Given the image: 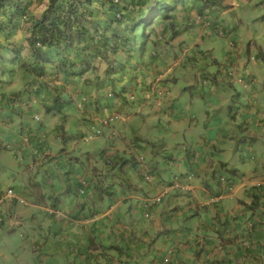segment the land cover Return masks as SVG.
Instances as JSON below:
<instances>
[{"label":"crops","instance_id":"0c3cea01","mask_svg":"<svg viewBox=\"0 0 264 264\" xmlns=\"http://www.w3.org/2000/svg\"><path fill=\"white\" fill-rule=\"evenodd\" d=\"M210 1L178 3L155 32V47L144 53L149 62L131 61L134 79L129 73L115 91L92 93L91 104L75 114L55 112L51 100L32 101L19 92L20 82L0 86V136L10 129L23 169L0 172L15 193L0 205V264L11 256L21 264L26 255L37 264H264V112L258 103L264 75L251 67L263 71L264 56L249 48L244 59L212 18L213 32L222 31L229 50L222 62L215 58L204 40L213 35L203 23L212 16ZM157 86L170 92L158 106ZM107 116L116 136L107 131L84 140L87 119ZM80 142L93 144L84 166L76 165L82 163L76 156L63 157L68 146L79 155L91 151ZM189 174L191 191L172 188L160 203L145 205ZM5 192L0 188V196ZM220 193L219 203L209 204ZM16 233L32 239L33 250L15 251Z\"/></svg>","mask_w":264,"mask_h":264},{"label":"trees","instance_id":"16d2710c","mask_svg":"<svg viewBox=\"0 0 264 264\" xmlns=\"http://www.w3.org/2000/svg\"><path fill=\"white\" fill-rule=\"evenodd\" d=\"M183 1L0 0V86L20 82L19 92L51 100L58 113L84 110L92 93L134 79L131 61L155 47V32ZM37 2L44 6L34 13Z\"/></svg>","mask_w":264,"mask_h":264},{"label":"rangeland","instance_id":"374dc122","mask_svg":"<svg viewBox=\"0 0 264 264\" xmlns=\"http://www.w3.org/2000/svg\"><path fill=\"white\" fill-rule=\"evenodd\" d=\"M208 4H209L210 13L212 14V16L209 15V13L207 12V14L210 17L204 15L205 17H204L203 23L209 22V25L206 26L205 28L208 30V32L212 33L213 35L210 38L209 37L204 38V40L210 43V46L214 48V56L217 60H220L219 62H222L223 60H225V58L227 57L226 54L229 52V50H228V47L227 46L225 47L223 44L224 39L222 36H220L222 34L218 35L213 32L216 29V25L214 23L215 20H213L212 18L214 19L216 18L220 22L219 24H221L224 27V29L227 30L225 32L227 37L229 36V34H231L230 35L231 37L229 38H232L236 42L235 44L239 45L238 48H239L240 54L244 59L249 60V54H248L249 48L255 50L256 52H262L264 56V9L262 8V5H263L262 0H221V1L211 0ZM43 6H44L43 2L42 3L37 2L33 5L32 11L34 13H37L43 8ZM188 40L190 41V39L187 37V42ZM251 67L253 68V72L256 74V76L259 77L260 75H264V62L262 66L263 71L260 70L261 66L251 65ZM157 87L162 89V86H157ZM154 93H155L154 95L156 99L154 102L157 106L161 104L162 100H164V95H166V99H168L170 95V92L168 90L166 93L165 92H154ZM240 96L243 97L244 92H242ZM258 103L261 104L260 110L264 112V90H263V93L259 95ZM14 120H15L14 123L19 122L17 117H14ZM16 127L17 126L13 128V131H17ZM9 133H10V129L5 133L4 136L3 135L0 136V140L5 139L4 143L10 144V148H8L6 146H3L0 141V172L2 173V170H4L5 172H7V174L10 175L11 173H14V172L15 173L21 172L23 169L20 170L19 168L20 166L19 162H21V159L19 158L17 161L14 156L15 149L13 146H15V144H17L18 142L14 141L15 139L12 136L10 137ZM96 138H99V137H96ZM80 143H81V146L83 147V150H86L87 148H89L91 151H87L86 153L84 152L82 155H79V154L73 153L70 150L71 147L68 146L67 148L70 151V154H66L63 157L70 156L73 159V157L76 156L82 161L81 164L76 163V165L84 166L88 162L89 154L91 155L93 151V144L92 142H88V144L86 142H80ZM62 147L63 146L60 142L56 144V150L59 151L60 149H62ZM30 161L31 160L28 157L24 159V163L27 165V168H29V166L31 165ZM67 170L69 169L67 168ZM24 172L25 171H23V173ZM26 173H29L31 175L32 170L30 169ZM9 175H7V177H9ZM6 180L8 179L6 178ZM6 180L4 179L0 180L1 190H6V187L8 185V182ZM19 182L20 181H15L13 184H11V186L15 188V191H16V188L19 186ZM219 183L223 185L221 183L220 178H219ZM11 199L13 198L12 197L6 198L4 200V203L6 201L7 203L10 202ZM3 207L4 205H2V207L0 208V214L2 213L1 209H3ZM20 232H23V230H21ZM16 235L18 238H16V242L14 244L15 251H17L21 247H22V252H24L25 247H27V250L32 249L31 244H30L32 239H29V238L25 239L21 236L20 233H16ZM24 239L26 240L25 242L26 244L23 242ZM24 261L26 264H29V262L30 264H37L36 257L34 256L30 257L26 255V257H23V259L21 260V264H23ZM5 262L7 264H14V263L19 264L15 260V258L12 256L8 257V259L5 260Z\"/></svg>","mask_w":264,"mask_h":264},{"label":"built area","instance_id":"2783aa9c","mask_svg":"<svg viewBox=\"0 0 264 264\" xmlns=\"http://www.w3.org/2000/svg\"><path fill=\"white\" fill-rule=\"evenodd\" d=\"M197 19L202 20L203 18L201 16H197ZM206 24L209 25V22H207ZM154 92H165L166 93L167 90H163L161 88L155 87ZM164 97H166V95H164ZM128 99L131 102H135L136 101L135 94H130L128 96ZM78 107H81V103H78ZM111 127L112 126H111L110 117L107 116V117L95 118L94 122L92 124H90L89 128L87 129V132L84 135V140H92L96 137H101L107 131H109V132H107L109 138H114L116 136V133ZM191 177H192V174L187 176L186 180L188 181ZM146 178L150 180V177L148 175ZM220 180H221V183L224 185L226 192L229 191L230 186L227 183V181L225 180V178L220 177ZM187 181L185 183L181 182L180 180L171 181L168 185H165L164 187H162V189L158 195L154 196L151 199L146 200L145 205L148 206L150 204L160 203L161 197L164 194L168 193V191L172 188L184 190V191H191L190 184ZM11 197H15V193H14L12 188L8 187L6 189L5 194L3 196H0V205L4 203V200L6 198H11ZM220 198H221V193L214 195V196H211L209 198V204L217 205L219 203ZM55 213L57 215H59V212L57 210L55 211Z\"/></svg>","mask_w":264,"mask_h":264},{"label":"clouds","instance_id":"9594fccd","mask_svg":"<svg viewBox=\"0 0 264 264\" xmlns=\"http://www.w3.org/2000/svg\"><path fill=\"white\" fill-rule=\"evenodd\" d=\"M105 134H106V133H105ZM189 175H190V174H189ZM191 178H192V177H191ZM191 178H190V179H191ZM190 179H189V180H190ZM189 180H188V181H189ZM172 181H173V180H172ZM186 181H187V180H186ZM188 181H187V182H188ZM170 182H171V181H170ZM168 184H169V183H168ZM168 184H167V185H168Z\"/></svg>","mask_w":264,"mask_h":264}]
</instances>
